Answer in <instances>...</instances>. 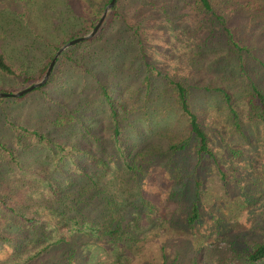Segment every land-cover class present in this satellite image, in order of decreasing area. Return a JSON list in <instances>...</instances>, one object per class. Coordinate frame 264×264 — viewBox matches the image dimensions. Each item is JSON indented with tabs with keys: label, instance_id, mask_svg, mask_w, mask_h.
<instances>
[{
	"label": "rangeland",
	"instance_id": "rangeland-1",
	"mask_svg": "<svg viewBox=\"0 0 264 264\" xmlns=\"http://www.w3.org/2000/svg\"><path fill=\"white\" fill-rule=\"evenodd\" d=\"M102 1L72 0L71 3L76 7L77 13L88 17V12L83 9L84 5ZM261 4L258 0H243L244 7L241 10L226 13L228 27L235 39L240 45L248 47L256 59L264 62V14ZM116 11L118 14L113 15L111 24L102 32V40L112 43L119 39L126 48L123 54L126 59L121 60L116 75L107 78L104 74L106 67L101 66L96 67V74L108 81V88L113 95L136 101L138 111L131 115L127 123L121 124L124 132L122 145L130 151L137 148L134 144L137 145V138L141 137L140 132L144 131L146 125L142 108L145 107L148 112L154 109L150 106L154 102L141 106L138 96V91L141 95L144 92V87L138 90L146 76L144 68L139 66V57H143L159 73L156 77L151 74L150 93L167 87L165 78L168 76L189 85L228 89L232 96L235 117L229 114L228 108L214 92H195L191 99L193 109L201 117L210 137L211 150L225 172V180H220L212 164L205 165L204 170H201L202 186L198 191L200 221L190 230L189 235H180L178 232L183 226V211L195 199L193 179L188 176L180 180H185L184 186L175 185L174 180H169L168 173L160 162L148 165L145 169L146 175L139 183L142 185L145 200L152 204L153 213L150 210L149 220L144 219L142 223L146 227L140 228L141 232L145 231L140 238L145 237V240L133 243V247L127 248L128 251L124 254L120 249L115 251L104 242L88 243L80 235L72 238L65 228L61 231L65 233L67 243L51 247L38 260L28 261V255L34 252L33 236L29 234L26 237L25 233L18 236L20 222L0 206V234L3 237L0 240V264H53L62 258L66 250L74 247L79 253L74 264H247L246 254L254 245L264 243V190L261 191L264 185L261 181L264 174V123L246 121L247 106L242 97L251 82L264 88V69L255 58L245 55V71H241L237 66V59L227 49L220 26L211 16L199 13L193 0H118ZM13 44L12 42L6 48H12ZM138 49L142 51L141 55L138 54ZM70 72L67 67L64 68V72L41 91L30 93L11 104L8 113L28 125L45 127L46 114L56 113V110L51 109V101H66L61 99V91L66 86L68 76H71ZM5 81L4 85L10 90L9 93L27 86V83H19L15 78ZM83 95L91 100L86 111L101 115L97 128L94 120L92 123L94 129L98 130L101 143L106 146L105 151L110 153L111 122L105 113V107L99 97L94 95V90L87 89ZM162 99V104L166 109L169 108V99ZM166 109H161L165 111L163 117H150L148 123L157 130L167 126L176 127L172 118L174 112ZM86 111L83 113L84 118L90 116ZM129 122L131 125L126 126ZM147 140L152 145L164 146L168 143L158 135L149 136ZM229 146H239L244 157L233 160L227 154ZM82 147L94 150L92 142H83ZM28 154H24L22 160L30 163L31 154ZM115 160L118 158L111 159L107 175L102 177L95 170L98 172L95 177L100 179L103 189L114 195L118 201H123V207L128 206L129 213L130 210L134 211L132 203H141L135 199L136 188L132 181L128 187L123 188L127 183L114 179L112 167ZM3 166L0 165V197L6 198L12 209H34V206H30L33 199L29 195L42 187L40 180L37 181L30 174H19V170L15 171V164L13 171L7 175L3 170L9 165L6 168ZM89 166L88 163L84 164V169H89ZM19 185L22 187H18ZM102 196L103 194L100 195ZM252 196L255 199L250 202ZM236 200L239 205L235 203ZM84 208L88 217L92 218L98 217L103 209L99 198H95L91 205ZM141 209L142 215L146 213V207ZM119 210H123L122 207ZM127 218H131L130 214H127ZM153 223L158 227L149 234L147 229L154 227ZM6 224L10 226V231ZM171 228L176 232H172ZM169 229L171 231L167 233ZM120 254L122 256L118 260L116 257ZM261 264H264V260Z\"/></svg>",
	"mask_w": 264,
	"mask_h": 264
},
{
	"label": "trees",
	"instance_id": "trees-1",
	"mask_svg": "<svg viewBox=\"0 0 264 264\" xmlns=\"http://www.w3.org/2000/svg\"><path fill=\"white\" fill-rule=\"evenodd\" d=\"M71 1L0 0V92H10L4 85L8 78H15L19 83H27V86L40 80L55 51L67 41L89 32L95 25L98 14L110 0L84 5L83 9L88 12V17L77 13ZM193 1L199 13L211 16L220 26L227 49L237 59V66L241 71H245V55L255 58L258 65L264 69V62L256 59L248 47L240 45L231 28L228 27L226 11L234 13L241 10L244 7L243 0ZM258 1L262 3L260 6L264 14V0ZM117 4L118 0H115L93 37L72 45L58 56L44 85L20 97L0 98V165L3 166L4 163L5 168L9 165L3 172L10 175L9 172L13 171L15 164V171L19 170V174H30L42 184L41 188L29 195L33 199L30 206H34L31 211L12 209L7 204L6 198L0 197V206L3 210L8 211L6 213L14 216L21 224L18 225L20 227L19 230L17 229L18 236L22 233H25L26 237L29 234L33 236L34 252L28 255V261L38 260L51 247L67 243L65 233L61 231L65 228L72 238L80 235L88 243L104 242L115 251L120 249L123 251L122 254L128 251L127 248L133 247V243L145 240V237L140 238L145 232L144 230L141 232L140 228L146 227L142 225L143 220H149L150 210L153 213V207L149 200H145L139 181L146 175L145 169L148 165L160 162L168 173L169 180L172 182L174 180L175 185L184 186L185 180H180L185 177L189 176L193 179L195 199L183 211V226L178 232L180 235H189L190 230L200 221L198 191L202 186L200 174L205 165L212 164L220 180L223 182L225 180V172L211 150L210 137L201 117L193 109L191 99L195 92H214L228 108L229 114L235 117L236 112L232 106L230 92L225 87L189 85L168 76L165 78L167 87L150 93L151 74L156 77L159 73L143 57H139V66L144 68L146 76L138 90L144 87V92L141 95L138 91V96L141 99V106L147 102H154L150 105L154 109L148 112L145 107L142 108L146 125L144 131L140 132L141 137L137 138V145L134 144L137 148L130 151L122 145L124 132L121 124L127 123L131 115L138 111L136 101L113 95L108 88V81L96 74V67L101 66L106 67L105 76L112 77L116 75L121 60L126 59L123 55L126 48L119 39L112 43L102 40V32L111 24L113 15L118 14ZM12 42L13 47L6 48ZM137 52L141 55L142 51L138 49ZM66 67L71 71V76H68L66 86L61 91V99L66 101L60 99L51 101V109L56 110V113L46 114V129L40 126L41 124L37 125L40 127H34L16 120L8 113L11 104L30 93L41 91L63 73ZM87 89L94 90V95L102 101L105 113L111 122L110 153L105 151L106 146L101 143L98 130L94 129V125L97 128L101 115L86 111L91 104V100L83 95ZM162 98L169 99V108L166 109L162 104ZM242 99L247 106L246 121L264 123V88L256 82H251L250 87L244 91ZM48 101H50L49 97ZM161 109H170L174 112L172 118L176 127L167 126L157 130L148 123L150 117L164 116L165 111ZM85 111L90 116L84 118ZM129 125L130 122L126 126ZM133 130L136 132V128ZM153 135L165 138L168 143L164 146L149 144L147 138ZM83 142H92L94 150L83 148ZM27 153L31 154L30 163L22 160V156ZM227 154L233 160L244 157L239 146H229ZM112 156L118 158L112 167L114 179L126 182L123 188L128 187L129 182L132 181L136 188L135 199L141 203L140 205L132 203L134 211L130 210L129 213L128 206L123 207V201L120 199L118 201L114 195L103 189L99 183L100 179L95 177L98 172L102 177L109 173ZM191 162L194 164L191 165ZM86 163L90 165L87 170L84 169ZM183 164L185 166H182ZM93 171L94 173H91ZM261 181L264 183V174ZM262 186L261 191L264 190V185ZM18 187L21 188L22 185ZM95 198L100 199L103 209L98 217H88L84 207L91 205ZM254 199L252 196L249 201ZM235 203L239 205L238 200ZM121 207L123 210H119ZM143 207L147 210L142 215ZM127 214H130V219L127 218ZM101 217L103 220H98ZM152 225L155 226L147 229L149 234L158 227L155 223ZM6 227L10 231L8 224ZM171 229L172 232H176L175 229ZM0 240H3L1 234ZM78 254L76 247L70 248L53 264H74ZM122 254L116 258L120 260ZM163 258L165 259V255ZM245 258L247 264H261L264 260V243L254 245Z\"/></svg>",
	"mask_w": 264,
	"mask_h": 264
},
{
	"label": "water",
	"instance_id": "water-1",
	"mask_svg": "<svg viewBox=\"0 0 264 264\" xmlns=\"http://www.w3.org/2000/svg\"><path fill=\"white\" fill-rule=\"evenodd\" d=\"M114 3H115V0H110L107 3V5L104 7L99 19L97 20V22L95 23L93 28L88 33L67 41L66 43H64L62 46H60L55 51L53 57L51 58L48 66H47V68L45 70V73H44L43 77L40 80H38V81L26 86L23 89H20V90H18L16 92H13V93L0 92V98H6V97H14V98H16V97H20V96H23V95L31 92L32 90L44 85L46 83V81L48 80L49 76H50L51 70H52V68L54 66V63L56 62L58 56L63 51H65L67 48L71 47L72 45H74L76 43H79V42H82V41H86V40L90 39L91 37H93V35L97 32L98 28L101 26V24L104 21V19H105L106 15L108 14V12L113 7Z\"/></svg>",
	"mask_w": 264,
	"mask_h": 264
}]
</instances>
